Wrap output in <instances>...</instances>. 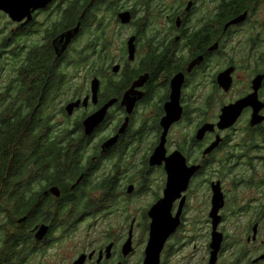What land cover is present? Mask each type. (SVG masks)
Wrapping results in <instances>:
<instances>
[{"label": "flooded vegetation", "instance_id": "obj_1", "mask_svg": "<svg viewBox=\"0 0 264 264\" xmlns=\"http://www.w3.org/2000/svg\"><path fill=\"white\" fill-rule=\"evenodd\" d=\"M8 98L14 120L28 112L47 139L27 158L29 215L16 231L27 228V252L10 264H145L175 154L196 171L170 208L179 226L160 264H212L215 232V264H264V0H52L21 21L1 9ZM107 106L89 134L86 120Z\"/></svg>", "mask_w": 264, "mask_h": 264}, {"label": "trees", "instance_id": "obj_2", "mask_svg": "<svg viewBox=\"0 0 264 264\" xmlns=\"http://www.w3.org/2000/svg\"><path fill=\"white\" fill-rule=\"evenodd\" d=\"M49 52L40 53L36 70L39 71L46 63ZM37 89V86H36ZM39 89V88H38ZM5 93V91H4ZM6 93L14 94V86H8ZM35 91L32 98L35 108L37 107V95ZM23 111L19 110L20 117L14 120V100L11 98L0 100V255L4 257L2 264L14 262V250L18 253H26V246L22 249L27 239V228L16 234L19 227L18 221L29 215L27 202V180L28 161L30 152L37 150L35 141H45V132L36 131L34 123H30L31 115L28 112L21 116ZM28 130H24L25 128ZM54 148L43 149L38 158L43 154H52ZM71 153L76 152L72 149ZM72 154L68 153V156ZM15 189L17 192L14 193ZM14 204L17 206L14 208ZM22 229H19L20 231Z\"/></svg>", "mask_w": 264, "mask_h": 264}, {"label": "water", "instance_id": "obj_3", "mask_svg": "<svg viewBox=\"0 0 264 264\" xmlns=\"http://www.w3.org/2000/svg\"><path fill=\"white\" fill-rule=\"evenodd\" d=\"M52 0H0V10H6L15 20H23L26 17L32 14L33 10H37L42 7L48 6ZM131 14L124 13L122 14V21L124 23H129L131 21ZM80 28H77L75 31H70L68 34H64L61 36L60 41L65 43L62 52L67 50L68 46L71 43L74 35L78 33ZM133 41V40H132ZM61 52V53H62ZM134 55V50L132 49V56ZM95 91L97 92V88L99 82H94ZM176 102L179 100L180 93V85L176 89ZM74 105L71 107L73 108ZM108 106L101 112L92 115L86 120V127L88 133L90 134L106 117ZM165 155L164 145L157 150L155 155L153 156L152 164H157L160 158H163ZM168 163V170L170 174L169 185L166 191V198L164 199L162 204H159L151 211V217L153 219L152 224V233L151 239L149 242L148 250H147V260L145 264H160L161 261V253L164 248V245L168 239V237L177 229L179 226V222L174 226H171L170 221V208L172 206L173 201L180 196V190H183L186 186L187 180L194 174L196 169L187 168V164L185 159L179 154H175ZM181 186H183L181 188ZM222 197H216V208L215 214L218 213L219 208L222 206L221 204ZM160 209H162L160 211ZM48 232L47 227H43L41 231V235L45 236ZM223 236L222 234L215 232L214 240L212 243L213 248V261L212 264H215L217 258L219 257L220 250L223 244ZM132 240L127 244L125 248L126 254L132 251ZM86 257H82L76 264H85Z\"/></svg>", "mask_w": 264, "mask_h": 264}, {"label": "rangeland", "instance_id": "obj_4", "mask_svg": "<svg viewBox=\"0 0 264 264\" xmlns=\"http://www.w3.org/2000/svg\"><path fill=\"white\" fill-rule=\"evenodd\" d=\"M122 38H123V36L122 37H115L114 38V51L116 52V51H118L120 48H121V45H122V43H123V40H122ZM85 79V78H84ZM86 81L84 80V83H85ZM114 220H115V222H119L120 221V219H119V216L118 215H116L115 216V218H114ZM119 231V230H118ZM120 232V231H119ZM74 245H76V242L74 241V240H69L68 242H67V246H66V248H65V252L67 253V254H72V253H74L75 252V249H74Z\"/></svg>", "mask_w": 264, "mask_h": 264}]
</instances>
